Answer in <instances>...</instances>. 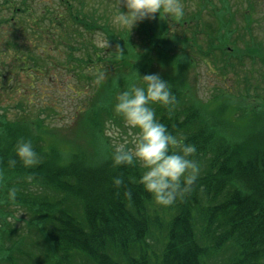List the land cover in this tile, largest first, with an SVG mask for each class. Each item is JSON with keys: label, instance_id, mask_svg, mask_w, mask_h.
Returning a JSON list of instances; mask_svg holds the SVG:
<instances>
[{"label": "trees", "instance_id": "1", "mask_svg": "<svg viewBox=\"0 0 264 264\" xmlns=\"http://www.w3.org/2000/svg\"><path fill=\"white\" fill-rule=\"evenodd\" d=\"M198 1L200 10L195 16L201 13L202 6L211 7L215 14L212 23L203 22L200 28L195 25L189 36L185 35L187 25L179 31L180 36L163 37L161 34L163 42L171 37L173 41L159 44V49L153 50L157 52V61L170 62L174 71L165 79L169 80L176 96L171 106L154 104L156 114L169 131L197 146L196 158L201 163V174L191 192L171 206L157 205L145 192L137 182L141 174L138 167L113 166V145L91 156L82 149L72 152L67 161L55 147L45 148L43 128L37 123L44 118L26 110V106L35 105L39 111H46L48 105L39 106L42 102L39 97L48 70L31 63L48 62L45 54L49 47L55 46L56 50L69 52L63 62L68 65L66 71L76 78L77 85L90 80L94 84L100 70L109 84L116 86L108 103L89 107L88 132L102 135L107 124L123 123V117L114 110L116 96L140 82L132 78L128 82L129 74L122 75L119 81L113 77L108 70L114 66L109 62L119 60L118 52H111L109 55L117 57L108 59L106 50L111 49L99 48L91 41L93 38L86 37L98 31L106 34L108 23L95 12L86 16L79 10L68 11L66 16L59 13L50 17L47 13L49 19H45L30 8L22 10L28 24L13 21L10 51L2 50L0 58L10 57L16 67L15 71L0 69V102L14 95L23 106L10 115L5 104L0 103V169L7 173L0 193L2 203L11 207V212L7 209L6 213L13 219L15 210L20 209L22 218L19 220L25 226L16 228L13 225L17 222L12 220L11 225L0 232L1 264H264L263 107L261 111L254 108L251 118L250 115L245 118L243 113L232 118L224 102L217 101L210 108L194 101L177 79L183 71L180 66L192 67L196 55L204 61L220 58L224 62L225 56L233 54L235 61L231 66L242 69L241 62L246 59L253 67L261 63L264 71V43L253 44L254 30L250 25L256 2L247 0V9L240 14L246 25L239 26L235 19L232 22L228 0ZM64 5L68 10L71 8L68 3ZM146 20L150 21L145 18L141 23ZM124 38L126 35L108 37L109 46L119 45L125 49L129 42ZM237 41L244 47H233ZM154 44L153 35V40L144 43L142 48L155 49ZM72 51H80L85 58L80 60L81 54L76 56ZM88 51L94 60L85 56ZM165 51H170V57L166 58ZM139 55L141 61L148 62L146 53ZM71 64H75V68ZM76 64L91 65L95 75L82 74L81 77ZM21 74L22 83L16 78ZM62 83L59 88L72 89ZM34 96L39 101L36 102ZM87 108L84 107L83 112ZM239 120L247 121L248 126L240 124ZM21 136L31 139L42 155V162L34 168H25L20 163L14 168L8 165L14 155L15 142ZM257 144L260 146L252 150ZM116 175L124 177V184L119 187L112 181ZM9 186L18 189L14 202L7 199ZM126 190L132 192L131 199L125 195Z\"/></svg>", "mask_w": 264, "mask_h": 264}, {"label": "rangeland", "instance_id": "2", "mask_svg": "<svg viewBox=\"0 0 264 264\" xmlns=\"http://www.w3.org/2000/svg\"><path fill=\"white\" fill-rule=\"evenodd\" d=\"M14 1L18 2L19 0ZM63 1L64 0H32L30 5L33 10H36L35 15L37 16H44L48 11L52 12V14L58 15V13H61L66 16L67 11H65L64 4H62ZM254 1L256 3L252 8L254 13L251 14L252 20L250 24L254 30L253 44L258 42L262 45L264 43V0ZM10 2L11 0H8V3ZM215 2H217V0H215ZM227 2V4L230 5L229 11L231 13L230 16H232V22L235 19L236 24L239 26L246 25L240 14H242L244 9H247L245 8V4L249 2L247 0H228ZM66 3L72 6V8H70L72 13H74L76 10H79L80 13H83L87 16L90 13L95 12V14L102 16L103 22L108 23L109 33L107 32L105 34L104 32L98 31L92 36L91 34H87L86 37L90 40L93 38L91 41L99 48L101 47L105 50L106 48L111 49L106 50L108 59L118 56L119 60H112L109 62L114 67H110L111 70L108 71L109 73L113 74V77L119 78L118 81L122 79V75L129 74V80L126 79L128 82L131 80L130 78H132L135 82L143 83V81L138 77V74L142 76L147 73H160L163 78H166L167 75H170L171 72L174 71L172 68H170V62L157 61V52L153 50H158L159 48L157 45L168 44L169 42L173 41V38L171 37L170 39H166V41L163 42L160 40V35L162 34L163 37H166V35L173 36L175 34L180 36L179 31H181L184 26L187 25L188 30L185 32V35L189 36V31L195 27V25H198L200 28L203 22H211L213 21L211 18L215 16L211 7L206 8L203 6L201 8V13H199L198 16H195V13L199 12L200 10L199 1L182 0V3L185 5V14L182 17L183 19H176L175 17L167 16L161 19L157 13L155 19H150L149 22L146 20L144 23L138 22L131 30H128L127 28L120 27L113 22V15L115 13L117 3L122 10L121 3L123 2L121 0H84L82 2V6L78 4L79 0H66ZM225 5L226 4L224 3L223 6L225 7ZM4 6L5 1L0 0L1 25L3 19L8 21L12 20L11 14L9 12L11 10V6L6 5L7 10L4 9ZM3 9L5 11L2 12ZM215 9L218 10L217 7H215ZM182 20L185 21V23L181 24L180 21ZM3 25L2 33H0V52L7 46L4 44L8 38L7 36H9V32H11L8 25ZM10 25L12 28V22H10ZM159 29H164L167 33L161 32ZM6 30L8 31V34L3 35ZM204 31H206V28H204ZM118 35H126L127 38L124 39H126V42H129L125 48L127 51L120 46L123 48V54L120 53L119 49L116 50L113 45H108L107 47L104 43L105 41L109 40L108 37L112 39V37L116 38ZM153 35L156 41V44H154L153 47L155 49L148 51L147 49H143L142 46H144V43L149 44V41L153 40ZM148 38H150V40H147ZM9 40L11 41V39ZM235 46L237 47L236 49L244 47L243 44L238 41L233 47ZM113 51L116 53L118 52L117 56L109 55ZM169 52L170 51H165L167 55L166 58L170 57ZM145 53L148 55V62H143L140 59L141 55L139 54ZM68 54V51L64 53V50H56L55 46H52L49 47L48 54H45V56H48V62H45V64L31 63L34 65V67L48 70L49 74V79L46 78L43 80V93L41 92L42 89H40L39 97V99H42V102L39 106H44L43 103L48 105L45 106L46 111H39L35 105L30 107L26 106L27 111L31 110L33 112H37L39 113L40 117L44 118L43 122L37 121V123L41 124V127L43 128L42 135L44 137L43 139L45 142V148H49L50 146L55 147L54 149H57L62 155V159L67 161L69 155L72 152L81 149L84 150L86 154L88 152L91 156L96 155V153L100 154L106 151L109 144L114 146L116 143L124 139L131 141L133 133L129 132L128 126L125 124L124 120L121 124H107L103 128L102 135H95L91 132H88L89 122L87 120V114L89 112V107L93 104L99 105L108 103L113 98L111 93L114 91L116 86L115 84L110 85V81L106 78L103 81H99V86H97V80L93 81L94 84H92V81L90 80L89 83L83 81L81 86L77 85L76 78L73 79L72 75L66 71L65 67H68V65L65 66V63L63 62L64 59L67 58ZM71 54L79 56L81 53L80 51H72ZM85 56L88 59L94 60L90 54V51H88ZM232 56L233 54L225 56L224 62L220 61V58H217L216 60L213 58L211 60H215V62H212L211 60L204 61L196 55L195 64L192 67L184 65L180 66L183 71L180 74V77H177V79L181 80L183 85L187 88V93L194 101L204 103L205 105H210V108L217 101L224 102L227 107L226 111H228L229 116L232 118L240 116L241 113H243L246 118L252 113L254 108L257 111H261V107H263L264 114V71L262 64L259 63L253 67L248 60L244 59L241 62L243 64L242 69L236 68L231 66V62L235 61L234 57ZM102 57L105 58V53H102ZM79 58L82 60L81 58L85 57L81 54ZM180 60L184 61L183 58ZM33 65H30L29 67H33ZM71 65L73 68H75V64ZM76 65L78 74H80L81 77L83 75H95L91 65ZM15 67V64L11 62L10 57L3 56V58H0V69H3V71H15ZM261 74H263V76ZM14 75V72H11V77H14ZM9 76L10 75H8V77ZM22 77L23 74L16 77L20 83L23 82ZM84 80H86L85 77ZM62 81L66 85L68 84V86H70L72 89L67 90L65 87L63 89L59 88L57 85H61ZM54 84L57 85L53 87ZM47 87L49 88V91H44V89ZM16 98L17 96L11 95L10 98L4 99L5 102H0L5 104V108H7L6 110L11 112L10 115H12V113H14L17 108L23 106L22 104H18L19 100ZM33 99H36V102L39 101V99H37L35 96ZM86 106L88 107L87 111L83 112L85 110L84 107ZM25 112L26 111L23 110V114H25ZM31 116H33V114H31ZM251 117L252 116L250 115L249 118ZM232 118L228 119L234 122L235 119ZM246 122L247 121L243 122V120H239L240 124H246L245 126H248V122ZM258 146L260 145L257 144L252 146V150ZM93 148L97 149V151H93ZM6 175L7 173L4 172L3 176L0 177V187ZM2 202L3 199L0 193V232L6 227H9L12 220L17 222L13 225L16 228L20 226L24 227L25 223H21V220H19L22 218L21 210L16 209L14 212L15 218L11 219L10 215L6 213L7 209H9L11 212V207H9L8 204H4ZM157 205L159 204L157 203ZM1 260L0 245V264Z\"/></svg>", "mask_w": 264, "mask_h": 264}, {"label": "clouds", "instance_id": "3", "mask_svg": "<svg viewBox=\"0 0 264 264\" xmlns=\"http://www.w3.org/2000/svg\"><path fill=\"white\" fill-rule=\"evenodd\" d=\"M127 11L116 6L113 22L131 30L138 22L145 18L155 19L175 17L182 18L185 5L182 0H123ZM108 47L109 41H105ZM123 54V48L116 45ZM138 74V72H137ZM138 77L143 83H133L130 88L118 92L114 110L123 117L129 132L133 133L131 141L124 139L114 145L111 159L114 167L136 166L140 169L137 182L145 192L162 206H171L183 200L195 186L201 174V163L196 158L197 146L185 142V138L173 134L168 126L161 122L156 114L154 104L171 106L176 96L168 79L160 73H147ZM106 75L98 70L96 79L103 81ZM14 155L8 160L10 167L17 163L25 168H34L42 162V155L38 152L31 139L18 137ZM4 174L0 169V177ZM115 186L124 184V177H112ZM18 189L9 186L7 199L15 201ZM125 195L132 198L130 190Z\"/></svg>", "mask_w": 264, "mask_h": 264}]
</instances>
